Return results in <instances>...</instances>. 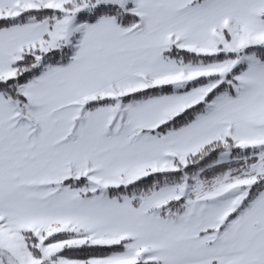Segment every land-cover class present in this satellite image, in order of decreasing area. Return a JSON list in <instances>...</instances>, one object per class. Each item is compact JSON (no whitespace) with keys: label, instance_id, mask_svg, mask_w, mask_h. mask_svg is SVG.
<instances>
[{"label":"snow or ice","instance_id":"1","mask_svg":"<svg viewBox=\"0 0 264 264\" xmlns=\"http://www.w3.org/2000/svg\"><path fill=\"white\" fill-rule=\"evenodd\" d=\"M0 264H264V0H0Z\"/></svg>","mask_w":264,"mask_h":264}]
</instances>
